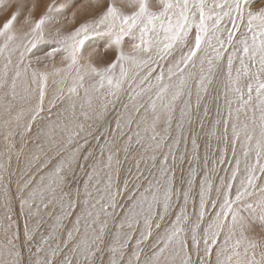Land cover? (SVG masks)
I'll list each match as a JSON object with an SVG mask.
<instances>
[{
    "label": "snow or ice",
    "instance_id": "obj_1",
    "mask_svg": "<svg viewBox=\"0 0 264 264\" xmlns=\"http://www.w3.org/2000/svg\"><path fill=\"white\" fill-rule=\"evenodd\" d=\"M256 2L158 0L152 10L148 0H88L71 16L91 9V18L47 36L73 0L48 4L38 19L33 3L19 32L26 5L18 4L0 27L5 112L30 104L13 118L23 139L44 111L50 78L49 113L67 104L41 130L46 145L30 153L19 246L4 186L0 264H264V243L245 235L241 215L254 206L264 215V7L252 11ZM95 38L107 39L114 59L97 65L95 49L85 55ZM40 44L50 47L36 62L46 58L50 70L25 63ZM121 152L135 161L123 186L114 180Z\"/></svg>",
    "mask_w": 264,
    "mask_h": 264
},
{
    "label": "bare ground",
    "instance_id": "obj_2",
    "mask_svg": "<svg viewBox=\"0 0 264 264\" xmlns=\"http://www.w3.org/2000/svg\"><path fill=\"white\" fill-rule=\"evenodd\" d=\"M6 1V0H5ZM9 1V4H7V2ZM14 1V0H13ZM15 1H17V0H15ZM7 2H6V4H7V7H5L4 9H0V27H2L3 26V23L7 20V19H9L10 17H11V14H12V12L13 11H15L16 10V7L18 6V4H20V3H23V4H25V3H28V5L27 6H31L33 3H35L36 5H37V8H39V10L38 9H35L34 10V12L36 13V12H38V11H40L41 12V14L40 13H38L37 15H33V19H38L39 18V16L40 15H42V13L44 12V11H42L41 9H42V7L44 6V2L45 1H43L42 2V4L43 5H39V3H38V1L37 0H23V1H18L17 3H14V2H11V0H7ZM61 2H64V1H61ZM88 2V0H81V1H79V4H76L75 6H73V4L71 5V7H69L68 9H66L65 11H64V14H65V20H67L66 21V23H65V25L67 26V28H68V30H63L62 29V25L64 24H60V25H56V23H52V24H49V25H47L46 26V29H45V35L47 36V35H49L50 33H54V31H55V29L56 28H60L61 29V31H63V32H65V33H67V32H70V31H72V30H74V28L75 27H77L78 25H79V23H81V22H83L85 19H88V18H91V11L92 10H89L88 12L87 11H85V12H81V11H77V14H76V17H75V19H74V21H72L71 19H72V16H71V14H72V12L73 11H75V10H77L78 8H79V6L81 5V4H86ZM113 3H115L117 6H121V3H122V1L121 0H114L113 1ZM4 7V6H3ZM27 10H28V8H23V9H21V12H20V15L17 17V20L14 22V28L17 30V32H19V30L21 29V26H22V24H23V20H24V17L27 15ZM126 11L128 10V9H125ZM60 18V17H59ZM55 20H56V17H55ZM71 21V22H70ZM3 42V40H2V38H0V43H2ZM107 43V39L106 38H95L94 39V41H93V43H92V47L91 48H88V49H86V51H85V55H87V53L89 52V51H93V49H95V52H94V56H93V61L97 64V65H102L103 63H105V62H110L111 61V59H114V55H115V50L114 49H108V50H105V48H104V45ZM129 43L130 42H126V44H125V50H128V45H129ZM46 44H40V45H38V47H37V49H35L34 51H33V53L31 54V55H28V56H26V59H25V63H27L29 60H31L33 63H32V67L33 68H39V69H41V70H43L44 69V65H45V63H47L48 64V68H49V70L51 69V67H52V62H49V61H47V59L45 58V59H41V61L39 62V63H37L36 61H37V58L38 57H44V53L45 52H47L48 50H47V46H45ZM17 58H18V53L16 54V55H14L13 56V61L15 62L16 60H17ZM2 63H3V61L2 60H0V66H2ZM55 64H56V66H60V56L58 55L57 57H56V59H55ZM50 81H51V78H50ZM49 81V86L50 85H52L51 86V88L53 89L55 86L51 83ZM50 88V87H49ZM47 90V89H46ZM52 92V91H51ZM51 92H50V94L49 95H51V97H52V94H51ZM213 94H214V92H213ZM48 95V96H49ZM81 95H82V93H81ZM46 99V98H45ZM49 99V98H48ZM47 103H48V101L47 100H45ZM61 102H66V104H67V101H61ZM32 103V102H31ZM64 103H62V104H60L62 107H58L59 109H52V111H51V113H46V114H44V115H42V117H41V119H40V121L39 122H37V124H36V127L37 126H40L39 128H38V130H37V132L35 131V135L37 136L34 140H30V141H32V142H30V149L29 150H31L33 153H35V152H37L38 150H37V144H45L46 145V141H45V137H44V135L42 134V132H41V130L42 129H45V126L46 125H48L49 124V119L51 118V120L52 121H54L55 119H56V114H57V112L58 111H60L66 104H64ZM222 103V102H221ZM20 104V106H22V104H23V102H21V101H16V102H14L13 103V107H12V109H11V111L10 112H5V109H4V101H3V99L2 98H0V108H1V110H2V112L6 115V117L8 118V119H12L14 116H16V115H14V113L16 112V108H17V106ZM28 105H30L29 103H28ZM222 106H223V103H222ZM210 109H211V111H210V115H209V119L211 120V119H215L216 118V114H215V106L213 105V104H210ZM225 113H226V110H225ZM14 115V116H13ZM113 115H114V113H113ZM24 118H25V116H24ZM26 118H27V115H26ZM28 119V118H27ZM112 119V117H111V115L109 116V120H111ZM240 120L241 121H243L244 120V116H243V114H241L240 115ZM0 128H2V126H0ZM5 128V127H4ZM3 129V128H2ZM3 130H7V129H3ZM223 130V126H222V129H221V131ZM208 131V129L206 128L205 129V133ZM2 132V131H1ZM38 132H41V134L38 136L37 135V133ZM32 133V132H31ZM205 133H200V137H201V142L203 141V139H204V137H205ZM8 134V133H7ZM6 135V134H5ZM34 135V136H35ZM229 135H231L230 133H229ZM30 136V135H29ZM31 136H32V134H31ZM7 137V136H6ZM93 144H95V141H93L92 142ZM212 143H213V145L215 146V143H216V141L215 140H213L212 141ZM189 148H191V144H190V142H189ZM238 149H239V146H238ZM29 152V151H28ZM31 152V153H32ZM203 153L204 154V152H203V148H201V150H200V153ZM27 153V152H26ZM30 154V153H29ZM123 154V153H122ZM121 155V154H120ZM134 155V154H133ZM26 157V156H25ZM28 157V156H27ZM121 157H123V155H121ZM131 158V157H130ZM27 159H29V158H27ZM122 160V159H121ZM28 161V160H27ZM22 163V162H21ZM23 164H24V162H23ZM21 165V164H20ZM125 165H133V166H135V161H134V159L133 160H131V161H127V162H125ZM23 167H25V166H23L22 165V168ZM122 168V167H121ZM25 169V168H24ZM128 169H131L132 170V172L133 173H135V167H128ZM20 170H21V168H20ZM141 170L142 171H144V167L143 166H141ZM16 171V170H15ZM30 172H34V168L33 169H31V171ZM29 171H27L26 173H25V175H29L28 173H30ZM17 173H19V172H17ZM24 173V172H23ZM118 174L119 175H121V172L119 171L118 172ZM3 175V174H2ZM18 175V174H17ZM118 175V176H119ZM4 176H6V175H4ZM145 176H147V172L145 171ZM7 177V176H6ZM83 179H85V177H84V175H83V173H78V180H79V182H80V184H81V189H82V182H83ZM15 180V179H14ZM17 180V179H16ZM22 180V179H21ZM24 180V179H23ZM16 183V182H15ZM17 183H18V181H17ZM16 183V184H17ZM20 183V182H19ZM3 185H5V183H3ZM2 185V186H3ZM18 185V184H17ZM22 185V184H21ZM0 186H1V184H0ZM10 186H12V185H10ZM74 187H75V185H74ZM8 188V187H7ZM19 190V189H18ZM1 191V190H0ZM3 191V193H4V189L2 190ZM2 191H1V193H2ZM19 191H17V193H18ZM21 193V192H20ZM24 194H26V193H24ZM1 195V194H0ZM4 195V194H3ZM3 195H1V197H3ZM19 195V194H18ZM233 195H234V192H233ZM258 195V194H257ZM24 196H26V195H24ZM18 197V196H17ZM9 198V197H8ZM21 198H22V196H21ZM20 199V198H19ZM0 203H2V199H0ZM10 201V200H9ZM249 202L251 203L252 202V200H249ZM0 205H2V204H0ZM12 205V204H11ZM12 207V206H11ZM14 207V206H13ZM13 209V208H12ZM14 210V209H13ZM20 210H22V209H20ZM19 211V210H18ZM23 211V210H22ZM177 211H178V209H177ZM191 211V210H190ZM15 212V211H14ZM14 212L12 211V213L14 214ZM17 212V211H16ZM21 212V211H20ZM23 213H24V217L26 216V213H27V209L26 208H24V211H23ZM12 214V215H13ZM20 214V213H19ZM2 215H3V211H2V209H0V217H2ZM241 215L242 216H244V218H245V220L249 223V231L248 232H246L245 233V235L249 238V239H253V238H263V243H264V215H262L261 213H260V211H259V209L257 208V207H253L251 210H249V209H247V208H244L243 209V211H242V213H241ZM13 217H15L14 215H13ZM175 217L173 216L172 217V219H174ZM20 220V219H19ZM17 221V220H16ZM14 222H15V220H14ZM29 222H31V221H29ZM16 225V224H15ZM16 227V226H15ZM15 227H13V231L14 232H17L18 230H15ZM17 228V227H16ZM20 228V227H19ZM43 230V229H42ZM20 231H21V229H20ZM152 232H153V236H152V238H151V241H148V242H146V244H149L150 245V243L152 242V241H155L156 240V238H157V230H156V228H155V226H153V229H152ZM23 233H24V231H23ZM0 236H2V237H4L3 236V228H2V226H0ZM159 234L160 235H162L163 234V228H161V230H160V232H159ZM21 235V234H20ZM22 236V235H21ZM24 236V235H23ZM38 236V235H37ZM3 240V239H2ZM223 240V237H221V241ZM258 242H259V240H257ZM134 243V242H133ZM189 243H191L190 241H189ZM27 258V257H26Z\"/></svg>",
    "mask_w": 264,
    "mask_h": 264
},
{
    "label": "rangeland",
    "instance_id": "obj_3",
    "mask_svg": "<svg viewBox=\"0 0 264 264\" xmlns=\"http://www.w3.org/2000/svg\"><path fill=\"white\" fill-rule=\"evenodd\" d=\"M18 1H20V0H17V1L11 0V2H14V3H17ZM21 1H23V0H21ZM37 1H38L39 5H43L42 2L45 1L44 2V6L41 9L42 11L46 10V7H47L48 4H52L54 2L57 3V4L66 2V0H37ZM61 1H64V2H61ZM79 1H81V0H73V3H72L73 6H75L76 4H79ZM113 1L114 0H104L105 3H107V2H112L113 3ZM6 2H7V0L5 1L4 5H0V9H4L5 7H7V4H9V1L7 2V4H6ZM148 3L150 5V7L152 8V10H158V7H159L158 0H148ZM25 5H26V7H24V8H28L29 7V6H27L28 3H25ZM250 7H251L252 11H254V12L258 11L261 7H264V0H258V2L252 3V4H250ZM36 9L39 10V8H36ZM89 10H91V9H89ZM38 13L41 14V12L38 11L36 13L33 12V15H37ZM65 17L66 16H65L64 13L61 14V15L56 16V21H59V23H56L54 21L53 24L56 23V25H60V24L62 25L64 23L62 25V29L63 30H68L67 26L65 25V23L67 21V20H65ZM71 20L74 21L73 19H71ZM47 45L48 44H46L45 46H47ZM49 47H50V45L47 46V50L49 49ZM49 81H50V79H49ZM51 86L52 85L49 86V82H48V86H47V90H46V99H45V100L48 101V103L46 101H44V111L40 113L37 121L32 123V130H31L32 133L31 132L30 133L29 132H24L23 139L19 135L20 128L18 127L17 122L13 118L15 117L14 115H16L17 112L20 111L22 108L23 109H27L30 106V105H28V102H23L22 106H20V104L17 106L16 112L13 115L14 117L11 120L6 117V115L2 112V110L0 108V126H2L3 129H7L5 131L2 128H0V164H2L4 166L3 168H0V184H1L0 190L1 191L3 189L5 190L4 186L7 185V187H8L7 188V193H8V197H9L8 199L10 200V202L12 204L11 208L14 209V210L12 209V211L13 212L15 211L14 214L12 213L15 217H13V215H12V217H13V221L15 220L14 227L15 226L17 227V228L15 227V230H18L16 232L17 235L19 236L18 246H19V244H22L24 242V236H23L24 233H23V231H24V227H25V217H24V213H23L24 209H23V211L20 210L21 209L20 200L26 194L20 193V188L23 185L24 181L28 178V176L25 175V173L27 171H29V172L31 171V169H29V167H28V161H27L28 159L27 158L30 157L29 153L32 152L31 150H29L30 149V142H32L30 140H34L37 137L35 135V131L37 132L38 128L40 127V126H37L38 127L37 128L36 124H37V122L40 121L42 115H44L46 113H49V107H50L49 101L52 99L51 95H49L50 92L52 91ZM51 94H52V92H51ZM37 99H38V92H37ZM31 102H32L31 104H35L36 103V99L32 100ZM62 103H64V102L56 101V106L52 107V109L53 110L55 108L59 109L60 107H62L60 105ZM64 104H66V102ZM26 115H27V113H25V118H23L24 121L28 120L27 119L28 115H27V118H26ZM5 121H9L7 126L5 125ZM221 129H222V125H221ZM229 133L231 134L230 128H229ZM31 134H32V136H31ZM229 136H231V135H229ZM120 154L123 155V157H121V155H120V160L122 159L121 160V164L119 166L121 175H119L118 173L114 174V180L116 182H118L121 186H123L124 180L125 179H130L128 167H135V166H133V165H129V166L125 165L124 154H122V152ZM231 154H232L231 153V147L229 146V148H228V157L229 158L231 157ZM203 155L204 154L201 152L200 153L201 158H203ZM131 160H133V158H129V161H131ZM23 162H24V164H23ZM22 165L25 166V167L22 168ZM141 166H143V165H141ZM20 168H21V170H20ZM17 172H19V173H17ZM4 175H6L7 177L4 176ZM17 181H18V183H17ZM3 183H5V185H3ZM10 185H12V186H10ZM1 191H0V194L3 195L4 193H3V191L1 193ZM17 191H19V192L17 193ZM1 195H0V199H2V203H0V204H3L4 195H3V197H1ZM21 196H22V198H21ZM190 210H191V203L189 204V211ZM29 223L31 224V222H29ZM20 229H21V231H20ZM41 231H43V230H41ZM37 235H38L37 237H39V233H37ZM2 239H4V237L0 236V242L3 241ZM253 239L256 240V241L259 240V242L263 243V238H253ZM24 257H25V259L27 257V250L26 249L24 251Z\"/></svg>",
    "mask_w": 264,
    "mask_h": 264
}]
</instances>
